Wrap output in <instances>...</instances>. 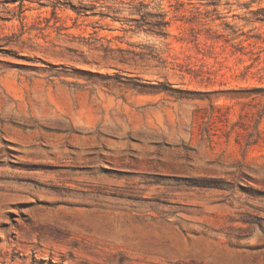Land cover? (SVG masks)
Listing matches in <instances>:
<instances>
[{"label":"rangeland","instance_id":"obj_1","mask_svg":"<svg viewBox=\"0 0 264 264\" xmlns=\"http://www.w3.org/2000/svg\"><path fill=\"white\" fill-rule=\"evenodd\" d=\"M0 264H264V0H0Z\"/></svg>","mask_w":264,"mask_h":264}]
</instances>
